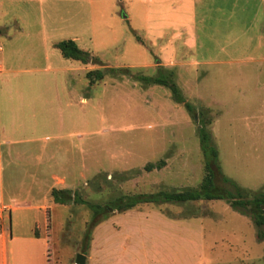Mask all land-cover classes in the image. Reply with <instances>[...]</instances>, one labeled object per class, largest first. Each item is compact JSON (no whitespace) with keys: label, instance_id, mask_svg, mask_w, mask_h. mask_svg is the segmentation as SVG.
I'll return each instance as SVG.
<instances>
[{"label":"rangeland","instance_id":"1","mask_svg":"<svg viewBox=\"0 0 264 264\" xmlns=\"http://www.w3.org/2000/svg\"><path fill=\"white\" fill-rule=\"evenodd\" d=\"M65 40L101 60L87 67L106 71L104 81L91 86L82 73L55 80L28 73L71 66L54 47ZM0 63L23 71L8 77L10 84L0 81L4 123L10 85L23 89V127L14 133L6 124L7 139L0 135L7 199L17 180L19 192L11 195L43 201L53 176L65 174L84 200L102 205L120 195L199 189L206 176L199 115L177 104L167 87L136 79L161 73H172L185 99L210 120L223 176L248 199L264 192V0H0ZM161 161L160 170L145 171ZM32 174L42 192L31 188ZM217 184L230 189L221 178ZM53 206V264H74L78 254L98 251L100 240L120 253L121 244L136 243L137 253L123 255L138 264H264V227L226 201L141 205L96 227L86 206ZM64 217L71 218L69 246L61 248L55 230Z\"/></svg>","mask_w":264,"mask_h":264},{"label":"crops","instance_id":"2","mask_svg":"<svg viewBox=\"0 0 264 264\" xmlns=\"http://www.w3.org/2000/svg\"><path fill=\"white\" fill-rule=\"evenodd\" d=\"M29 1V0H24ZM32 3L34 0H30ZM36 1V0H35ZM39 1V0H37ZM112 1V0H111ZM171 1V0H170ZM173 1V0H172ZM185 4H188L189 0H184ZM165 3L168 0H164ZM181 2V1H180ZM42 3V1H40ZM189 5H186L187 7ZM175 7L172 6V11ZM37 10V8L35 9ZM38 11V10H37ZM39 35L44 36L46 41L47 37L45 36V32L43 29L39 30ZM73 63V64H72ZM71 66L58 67L53 69H42L38 70L41 72H28L30 74H40L43 77H46L48 80H55L60 75H65V78L69 79L72 77V74H81L82 77L87 79V73L89 71L88 67L82 65L78 62L72 61ZM23 75V71H18L9 67L7 63H0V81L5 82L9 77H15L17 75ZM88 80V79H87ZM9 79L6 81L8 82ZM7 84H10L8 82ZM23 85V82L21 83ZM75 84V83H74ZM73 83L68 84V90H73ZM92 86V83L90 84ZM90 86V87H91ZM67 89V88H66ZM8 95L5 96V101L11 105V108L8 109L10 116L8 117V123H4L2 120V109H1V97H0V135L4 133V138L7 139L6 124L9 125L10 129L15 133L14 129L23 127V89H19L18 85H10V89L7 91ZM91 94V93H90ZM88 96V95H87ZM90 96V95H89ZM92 97V94H91ZM19 104H15V100H19ZM87 100H81V104H86ZM71 104H73L71 102ZM9 129V131H10ZM12 134V132H11ZM12 136V135H10ZM14 142V141H12ZM1 152V151H0ZM23 152V149H22ZM1 155V153H0ZM15 162H23V156H9ZM23 164V163H22ZM3 158L0 156V189H1V202H5L6 200L10 203L7 205L3 203L0 206V264H53L52 263V251L51 247V221H52V213L47 206H53L56 204L54 202L52 191L53 189L57 190H73L76 191L72 182L69 181L68 175L53 176V180L55 183L53 185H49L44 192V199L36 201L32 197L26 198L23 201L22 197H17V194L11 195L19 192V182L16 180L10 184V192L8 199L5 196V188H4V180H3ZM23 173V169H22ZM33 176V174H32ZM36 175L33 177L35 178ZM23 190V181L20 185ZM31 188H36V191H43V184L38 182L35 178L33 180V186ZM30 193L33 192L29 191ZM51 197V198H50ZM53 199V200H52ZM53 201V202H52ZM39 202V203H38ZM54 203V204H52ZM59 205V204H57ZM70 208L69 205H63ZM53 211V210H52ZM9 212L8 217H5V214ZM28 213H32L34 218H26ZM71 218H63L61 221L57 223V227L55 230V241L60 245L59 247L69 246L68 241L64 239L66 226L70 223ZM54 231V230H53ZM132 236V235H131ZM112 237H115L112 236ZM128 237V236H127ZM134 241H136V237L132 236ZM139 237L142 236H137ZM101 239H103L101 237ZM143 239V238H142ZM140 239V240H142ZM107 241V239H105ZM137 244L133 243L129 247H125L121 244V250L118 252H114V248L110 246L108 243H103L100 240L99 250L95 249L91 251V255H86L87 264H112L111 258L115 256V262L113 264H138L139 259L132 258L129 256L124 257L123 252L128 250V252H132V254L137 253L134 252L136 250ZM58 255H60V251H57ZM126 260V261H125ZM56 264H59L57 262ZM76 264V261H74Z\"/></svg>","mask_w":264,"mask_h":264},{"label":"trees","instance_id":"3","mask_svg":"<svg viewBox=\"0 0 264 264\" xmlns=\"http://www.w3.org/2000/svg\"><path fill=\"white\" fill-rule=\"evenodd\" d=\"M133 35L137 40L141 41L140 37L134 30ZM142 42V41H141ZM54 47L61 51L63 57L67 60L78 62L82 65L98 64L101 60L92 55L90 52L83 51L74 40H65L56 43ZM110 73L128 75L127 69H112ZM106 71L94 70L88 71L87 79L95 85L97 82L104 81L106 78ZM173 74L161 73L157 77L136 76L138 81L147 85H157L167 87L171 93L173 100L177 104L184 105L186 110L192 115H199L198 121L200 127L198 135L200 139V147L204 157L206 176L199 189L181 192H166L160 191L151 194H135V195H120L116 198L110 199L106 204L92 203L84 200L80 193L73 190H57L53 189L52 196L54 202L59 205H83L86 206L94 216L93 227L98 226L101 222L108 220L111 214L115 211L125 213L131 211L141 205L160 206L164 204L172 205H186L192 202L199 201H226L233 209L247 211L243 212L252 217L257 228L264 227V192L253 194L251 199H248L244 191L233 181L223 176L219 166V154L215 147L211 134L208 130L210 120L205 121L202 114H198L196 108L188 102L182 94L179 87L172 78ZM166 165L165 161L159 164L149 163L145 166V171L152 172L155 169H161ZM97 176L91 181L92 185L100 179ZM221 178L224 184L229 185L230 189H224L217 184L218 179ZM97 185V184H96ZM99 217L101 221H97ZM89 232L86 234V239H89Z\"/></svg>","mask_w":264,"mask_h":264},{"label":"water","instance_id":"4","mask_svg":"<svg viewBox=\"0 0 264 264\" xmlns=\"http://www.w3.org/2000/svg\"><path fill=\"white\" fill-rule=\"evenodd\" d=\"M126 18V17H124ZM87 262V257L86 255L80 253L77 255V258H76V264H86Z\"/></svg>","mask_w":264,"mask_h":264}]
</instances>
